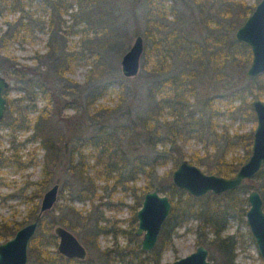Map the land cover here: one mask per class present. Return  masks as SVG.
Listing matches in <instances>:
<instances>
[{
  "label": "rangeland",
  "instance_id": "rangeland-1",
  "mask_svg": "<svg viewBox=\"0 0 264 264\" xmlns=\"http://www.w3.org/2000/svg\"><path fill=\"white\" fill-rule=\"evenodd\" d=\"M257 1L163 0L160 12L152 14L155 35L164 37L162 47L172 52L171 60L175 65L179 67L186 65L189 69H196L200 63L199 57L206 56L201 63L203 66L200 71L196 69L197 76L193 80L195 97L192 95L188 97L187 102L191 104L187 105L192 111L191 114L188 115L185 109L181 110L180 121H175V117L162 115L166 120L172 121L177 129L183 121L188 125L192 124L193 119L202 113L201 128L190 132L180 131L171 139L173 144L157 142L155 148L145 144L146 128L142 127L140 119L145 115L148 106L146 95L149 81L158 78L159 75H151L148 72V64L142 67L139 57L136 73L124 76L120 71L119 62L122 53L129 47L136 34L141 35L143 44L151 43L150 37L145 39L143 34L146 29L144 11L147 0H97L93 5L95 14L92 15V26L96 30L93 41H89L91 32L85 35L81 24L73 28L76 32L65 36L66 46L77 51L72 70L65 74L74 81L72 85L76 84L72 92L67 90L70 93L67 96L62 94L67 93L65 86L68 81L64 77L60 79L49 73L51 76L46 79L42 73L43 68H39L40 74L35 75L32 72L33 67L38 64L36 53H42L45 49L44 30H35L34 36L25 42L10 44L6 53L14 55L16 69L21 71L18 75H11L0 70V74L8 81V86L2 91L6 105L0 118V224H7L3 229H10L4 237H0V241L11 237L19 226L33 219L31 217L22 224H17L28 215L32 203L39 207L44 190L57 183L56 200L52 209H47L51 213L49 217H52L54 222L50 229L45 228L43 231L44 236H53L54 241L49 240L46 244L49 251L57 252L58 237L54 227L60 225L73 233L85 249L83 258L73 257L75 260L72 264H101L103 262L101 250L104 248L110 252L109 264H154V260H151L153 253L150 250H142L139 246L141 235L133 234L136 221L131 223L130 218L132 209L138 207L134 204L131 190L123 187L135 186L136 194L142 198L145 190L155 185L166 186L171 182L170 173L175 166H172V155L169 156L168 149L175 150L178 156L188 161L194 155L202 159L203 157L212 159L225 147L223 139L226 135L232 136L234 132L253 129L255 119L250 102L254 97L264 101V89H257L254 76L245 74L249 62L240 66L242 61L240 59L243 57L237 53L233 62H226L223 58L224 65L218 64V69H214L212 61L215 50L217 54L221 50L227 53L230 43H232L230 49L235 51L239 49L237 44L241 42L234 39L233 32L248 14L243 16L245 7L253 8ZM12 17L14 15L10 13L0 15V27H4L5 19ZM62 18L65 24L70 23L67 14H63ZM111 34L118 40L116 43L107 44L105 38ZM244 45L249 49L248 45ZM194 48L202 53L194 51L197 56L191 57ZM191 58L196 59L197 63L191 61ZM90 69L93 71L89 74ZM29 77L31 81L35 79L42 83L45 90L41 91L39 86L27 85L25 80ZM260 82L264 84V76L260 77ZM50 96L52 100L48 101ZM206 98L212 99V108L204 106ZM66 101L72 104L66 105ZM45 104L48 118L44 121L45 128L40 132L42 135L48 132L46 135L51 137L57 146L60 144L61 146H58V157L51 168L49 182L39 197H32L34 182L42 175L41 167L45 153L41 146L40 134L33 130V118L37 109ZM11 107L14 108L11 116L5 117L7 109ZM18 121H21L22 125L16 124ZM159 122L161 123L162 119H159ZM166 130L164 126L161 127L159 134L165 135ZM112 131L116 133L130 161L135 159L137 163L146 161L152 164L148 177L151 186L144 188L148 175L143 177L141 174H136L134 181L124 182L122 179L120 182L122 185L115 184L113 178L105 181L104 177L97 176L90 166L93 161L90 156L87 159L89 164L87 175L91 180L86 186L91 183L95 186V191L88 197L78 198L76 191L79 190V183L66 169L68 152L62 147L63 142L68 141L69 145L77 144L78 141L83 142L97 132ZM88 149H85L84 153ZM90 152L96 153V150ZM242 152V147L232 138L226 148V156L239 157ZM193 164L203 172L209 173L203 169L202 164ZM128 173L129 170L122 175L127 176ZM248 191L243 194L246 206ZM159 192L168 196L164 191ZM237 195L240 196L241 193L238 192ZM176 197L177 195L174 199ZM68 206L74 211L72 209L69 211ZM237 213L227 218V226L222 232L233 235L235 264H264L247 225L239 221ZM63 215L66 219L65 224L59 221ZM97 215L102 216L107 222L103 224L105 229L120 228L123 231L121 233L117 231L115 235L111 232L97 234L94 248L89 243L86 244L82 237L93 217ZM195 223L196 220L188 218L180 226L173 228L170 234L171 244L162 249L158 263L170 264L173 259L194 249L197 234ZM171 225L172 220H169L165 230L171 231ZM157 241L158 235L155 244ZM137 256H140L141 260H138ZM28 263L27 260L25 264Z\"/></svg>",
  "mask_w": 264,
  "mask_h": 264
},
{
  "label": "trees",
  "instance_id": "trees-1",
  "mask_svg": "<svg viewBox=\"0 0 264 264\" xmlns=\"http://www.w3.org/2000/svg\"><path fill=\"white\" fill-rule=\"evenodd\" d=\"M97 0H0V15L7 13L13 14L14 17L11 19L4 20V27H0V70L5 71L11 75H18L20 69H16L15 57L11 53H6L8 46L14 42H25L29 37L34 36L35 30H44L46 33V38L44 40V51L37 54L38 64L33 67V74H40V69L43 68V72L47 77L55 74L57 78L62 79L63 77L68 81L65 86L66 91L72 92L76 84L72 85L74 82L69 77L65 76L66 72L72 70L73 60L76 58L77 51L68 48L66 46L65 36L68 33L76 32L73 28L78 24H81L83 33L88 34L91 32V37L89 41H93L95 38V28L93 24V5ZM163 7V0H147L146 8L144 11L146 29L143 33L145 39L150 37L151 43L149 45L146 42L143 44V49L140 55L141 66L148 64V72L151 75H159L158 78H154L149 81L147 99L148 106L145 115L140 119L143 128H146V138L145 144L155 148L157 142L162 144L168 143L173 144L171 140L175 134L178 132H190L199 130L202 126L201 116L199 113L197 117L193 119L192 124L188 125L186 121L175 129L173 122L166 120L165 116L168 115L175 117V121H180V114L185 109L190 115L189 106L191 104L188 101L190 95L194 96V78L197 76L196 69L203 66L202 61L205 60V55L199 57V66L196 69H189L187 66H177L171 60V51L168 48H163L162 43L164 37H158L156 31L153 27L154 18L153 13H159ZM252 6L245 7V12L243 16L249 13ZM171 11L170 9H168ZM63 14H67L70 18V23L65 24V20L62 18ZM98 14V13H96ZM92 28V29H91ZM119 32V31H118ZM108 37H111L108 39ZM115 35L107 36L105 41L108 43H116L117 38ZM163 40V41H162ZM235 44H237L235 42ZM232 48V43L229 44ZM239 49L237 51L228 49L227 53L225 50H221L213 56L214 69H218V64L220 66L224 65L226 62H233L235 54H242V61H240V66L247 64L250 60V50L244 43L237 44ZM191 51V57L197 56V53ZM224 51V52H223ZM185 54V52H184ZM78 56V55H77ZM189 59V57L187 58ZM191 61L196 62V59L191 58ZM40 68V69H39ZM89 74L93 71L89 70ZM51 75H50V74ZM25 75V74H23ZM264 76V72L254 76L256 79V88L259 90L264 89V84L260 82V77ZM51 79V78H50ZM49 79V80H50ZM253 79V78H252ZM259 80V81H258ZM27 85L39 86L41 91H44L42 83H38L35 79L31 81V78L25 80ZM24 88V87H23ZM62 92L66 95L70 93ZM195 97V96H194ZM52 100L50 96L48 101ZM212 99L206 98L204 100V106L212 108ZM66 105L72 104L66 101ZM14 108H8L5 117H10ZM214 112V111H213ZM211 112V113H213ZM186 115V116H188ZM48 110L45 106L37 109L35 116L33 118V130L36 134H40L41 146L44 148V160L41 167L42 175L34 182L35 186L32 190V197H39L41 195L42 189L49 182V176L51 168L55 165L58 157V146L56 142L48 137L46 134L42 135L44 126V121L47 120ZM192 117V116H190ZM162 119V124L159 122ZM15 118V122H16ZM9 122V121H8ZM16 124L22 125L21 121ZM162 125V126H161ZM166 128L167 133L165 135L159 134L161 127ZM170 130V132L168 131ZM251 128L239 133L234 132L231 135H226L224 140L225 147L219 154H216L210 158L199 156H191L189 158L190 162L196 164H202L203 169L209 173H214L218 175L228 176L231 175L236 168L246 159L250 152L251 145ZM47 131V129H45ZM116 137V133L112 131L107 132H97L95 135H90L83 142L78 141L77 144H68V141L63 142L62 147L67 151V157L65 161L66 169L69 173L75 177L78 181L79 190L77 192L78 198H85L91 195L95 191V186L91 183L86 186V184L91 180L87 175L89 164L87 163L88 157L92 156L93 161L90 166L95 170L97 176L104 177L105 181L108 178H113L115 184L122 185L120 183L123 181H134L136 174H141L146 177L145 189L151 186V180L148 177L151 174L153 167L152 164L146 161L137 163L135 159L130 161L129 156L126 154L124 149H122L119 138ZM234 138L238 144L242 147L243 152L241 156H230L226 155V148L228 147L231 139ZM59 144V143H58ZM89 147V149H88ZM91 148V149H90ZM88 149L85 153L84 150ZM96 150V153H91L90 151ZM169 156L172 158V166L174 167L176 163L182 159V157L175 153V150H169ZM174 152V153H173ZM177 152V151H176ZM173 153V154H171ZM211 159V161H209ZM129 170L127 176H123V172ZM120 176V178H119ZM136 180V179H135ZM87 188H86V187ZM123 189H130L133 194V201L137 207L140 205L141 195L136 194V187L131 185H125ZM256 189L262 199V209L264 211V166L257 171L253 177L244 180L237 188L232 190H227L219 195H213L211 193H206L199 197H194L187 194L183 189L175 187L172 183H168L166 186L158 185L159 191H164L168 193L169 200L171 202L168 215L166 216L159 234L158 241L154 247L150 250L151 253L155 254L151 257V260L156 262V254L161 244L168 242L165 233L169 232L165 230V226L169 220H172L171 228L175 226H180L186 219L196 220V239L195 243H203L209 248V257L213 259V264H235L233 261V241L231 235H221V231L224 229L227 218L233 213L238 212L239 221L242 224L244 222V211L246 209L245 196L243 194L248 190ZM240 192L241 195L238 196L237 193ZM177 197L174 199V196ZM183 195V197H180ZM30 198V197H29ZM53 207V206H52ZM52 207L50 209H52ZM38 206L36 203H32L28 215L24 219L20 220L17 224H22L26 219L34 218L37 212ZM70 211L74 209L70 206L67 207ZM135 209H132V215L130 218L131 223L136 221ZM66 213V212H65ZM63 213V214H65ZM49 210H44L38 218V224L36 232L30 238V242L27 248V260L28 264H72L74 258H68L60 253L51 252L46 248V244L49 240H53V236L50 235L46 237L43 235L45 228L50 229L54 219H52ZM49 217V219H48ZM59 221L61 223L66 222L64 215L60 217ZM102 222V223H101ZM107 222L102 216L97 215L93 217L92 222L88 225L85 235H83V241L90 246L96 247L95 241L97 234L111 232L112 234L120 233L123 229H105L103 224ZM7 224H0V237H4L8 230L3 229ZM132 230V229H131ZM49 231V230H48ZM54 241V240H53ZM52 241V243H53ZM103 254V262L101 264H109L110 252L107 248L101 250ZM138 260H141L140 256H137Z\"/></svg>",
  "mask_w": 264,
  "mask_h": 264
},
{
  "label": "water",
  "instance_id": "water-1",
  "mask_svg": "<svg viewBox=\"0 0 264 264\" xmlns=\"http://www.w3.org/2000/svg\"><path fill=\"white\" fill-rule=\"evenodd\" d=\"M235 40L249 46L250 60L245 68L247 76H255L264 72V0H258L243 22L233 32ZM143 49L142 37L136 34L129 47L120 57V71L124 76H132L139 66V57ZM8 86L6 77L0 74V118L2 117L6 99L2 94ZM254 113L255 125L251 132L250 153L246 159L228 176L205 173L197 165L187 159H181L171 170L172 185L183 189L187 194L199 197L206 193L219 195L227 190L235 189L245 179L251 178L264 166V101L254 97L250 102ZM57 183L51 184L41 195L38 211L35 217L19 226L11 237L0 241V264H25L27 261V246L35 232L38 218L46 209L52 207L56 200ZM247 207L244 219L258 254L264 259V211L262 199L256 189H251L246 195ZM170 208L166 194H161L155 185L145 190L140 205L135 211L136 227L134 234L141 235L140 248L149 249L156 240L161 222ZM54 232L58 237L56 250L68 258H82L84 246L65 227L56 225ZM206 248L202 244L194 251L174 260L172 264H210L205 259Z\"/></svg>",
  "mask_w": 264,
  "mask_h": 264
},
{
  "label": "flooded vegetation",
  "instance_id": "flooded-vegetation-1",
  "mask_svg": "<svg viewBox=\"0 0 264 264\" xmlns=\"http://www.w3.org/2000/svg\"><path fill=\"white\" fill-rule=\"evenodd\" d=\"M252 10V9H251ZM261 74V73H260ZM259 75V74H258ZM255 76H257V75H255ZM258 98V97H257ZM263 101V100H262ZM252 132V131H251ZM250 153V152H249ZM263 167V166H262ZM261 169V168H260ZM259 169V170H260ZM258 170V171H259ZM253 177V176H252ZM239 186V185H238ZM237 186V187H238ZM236 187V188H237ZM168 199H169V197H168ZM170 201V200H169ZM170 205H171V202H170ZM170 209V208H169ZM168 212H169V210H168ZM245 212V211H244ZM167 215H168V213H167ZM166 215V216H167ZM166 216H165V218H166ZM243 217H244V214H243ZM136 218V217H135ZM165 218L163 219V221L161 222V225H160V228H161V226H162V224H163V222H164V220H165ZM244 222H245V219H244ZM245 224H246V222H245ZM247 225V224H246ZM226 226H227V222H226V225H225V227H224V229L226 228ZM160 228H159V230H158V233H157V235L159 234V231H160ZM224 229L221 231V235H222V232L224 231ZM172 230H173V228L171 229V231H169V232H167V233H165V237L164 238H166L167 237V239H168V242H166V243H164V244H161L160 245V247H159V249H158V251H157V254H156V262H155V264H160V263H158L159 262V258H160V254H161V251H162V249H164L165 247H167V246H169L170 244H171V241H170V234H171V232H172ZM250 233V232H249ZM134 234V233H133ZM135 235V234H134ZM223 235H229V234H223ZM137 236V235H136ZM157 237V236H156ZM231 237H232V239H233V235H231ZM253 239V238H252ZM156 241V240H155ZM233 241V240H232ZM196 245H195V247H194V249L196 248V246L197 245H199V244H202L203 246H204V248H206V256H205V259L206 260H208L209 262H210V264H213V259H211L210 257H209V248L205 245V244H203V243H195ZM154 245H155V242H154V244L152 245V247H150L149 249H146V250H151L153 247H154ZM139 246H140V243H139ZM234 247H235V244H234V242H233V254H234ZM194 249L193 250H191L190 252H192V251H194ZM142 250H144V249H142ZM189 252V253H190ZM189 253H187V254H189ZM187 254H185V255H187ZM153 255H155V254H152V256ZM185 255H183V256H185ZM183 256H180V257H183ZM235 255H233V257H234ZM180 257H178V258H180ZM83 258V257H82ZM178 258H175V259H173L171 262H170V264H172V262L174 261V260H177ZM234 259V258H233ZM263 259V258H262ZM264 260V259H263ZM234 261V260H233Z\"/></svg>",
  "mask_w": 264,
  "mask_h": 264
}]
</instances>
